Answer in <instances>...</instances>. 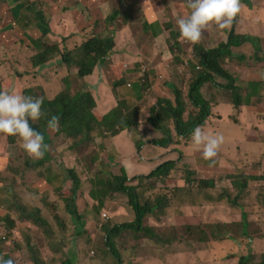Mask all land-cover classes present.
Wrapping results in <instances>:
<instances>
[{
    "label": "rangeland",
    "instance_id": "rangeland-1",
    "mask_svg": "<svg viewBox=\"0 0 264 264\" xmlns=\"http://www.w3.org/2000/svg\"><path fill=\"white\" fill-rule=\"evenodd\" d=\"M250 1L251 4L247 5L248 7L246 9H251V15L254 11V8L251 7L253 6L252 2H257L256 0ZM73 3H75V0H72L70 5H74ZM18 4H21L19 0H0V60L3 58L2 62L7 59L9 55L10 59H15L23 58V56L30 53V51L33 52L30 45L27 43H23V45L20 43L13 44V41L17 37H23L27 42L28 39L25 37V34L32 37L43 34L40 30L39 18L38 22L34 23L35 25L29 27H25L26 25L21 17L18 19L15 18L13 13L16 14L17 11H15V8ZM50 5L51 7L48 8L51 11L56 10V8L52 9L55 4ZM38 8L37 6L36 9ZM117 10L119 11L118 6ZM240 12L237 16L241 14ZM26 13L27 10L23 8L22 18L30 19ZM129 14H131L130 10ZM119 16L124 17L122 13L119 14ZM136 17L138 19L141 18L139 19L141 25L144 20H146L140 14H137ZM249 21L252 23L253 19L250 18ZM115 23L116 22H114L113 27L118 28ZM127 23H130L129 20ZM65 24L69 26L73 25V22L66 21ZM99 26L101 27V24H99ZM159 26L158 24L155 26V31ZM142 36V33H140L137 34L135 38L140 39ZM81 39V36H76L72 38V41ZM45 40L50 41L49 36H47ZM243 40L244 38L242 37L240 42ZM259 41L260 40H258V44L262 49L259 55L263 56L264 45L262 43L260 44ZM189 44L190 43H185L186 46ZM250 45V51L246 53L242 54V52H237L236 56H234L232 51L226 52L222 58L234 59L238 61L235 62L236 64H241L245 62V60L249 61V59L252 61H260L259 59H255L256 53H252L254 46L251 43ZM252 57H254V59ZM185 59L188 60L189 66L184 64ZM27 63L30 65V62ZM190 63L188 57H181V60H178V57H176L167 72L164 75L161 73L163 77H159L158 75L157 79H154L151 83H147L150 93L143 103L144 110L141 117L143 122L147 120L151 108L157 100L176 99L175 87H173V85L167 86V80L174 84L176 88H179L181 95L183 93V99L187 97L188 84H190L194 77V69ZM224 64L233 72L234 65H232L233 63L231 61ZM260 64L261 61L259 64H252V67H258L259 74H256V76L248 77L241 71H237L233 76L235 89L237 91L239 90L238 92L244 102L243 105L238 108L234 104H230L221 112L215 108L214 113L212 110V114L214 115L207 118L205 122L206 125L202 127V129L210 133L226 135V138L223 139L218 149L217 155L212 158L211 161L201 157L200 150L192 146L191 139H181L178 143L176 135L175 143L167 148L171 151H164V155H166V153L168 154L165 160H177L176 168L172 176L173 179L177 180L179 186H182L184 183V177L186 178L187 176V168L195 170V177L214 179L216 185L197 190V183L194 182L192 184V190L181 191L173 190L169 181L158 184L154 179H147L144 186L139 188L138 192L142 202H155V198L157 197H168L167 199L170 205L159 208L155 213L146 216L143 221L144 226L153 227L157 233L161 235V239L151 235L147 237L145 235L148 233L143 230L140 232H130L126 230L117 236L118 247L121 248V254L128 264H237L238 256L234 255V253H238V248L235 242L225 238L221 241L214 242V248L211 250H206L208 247L201 243V247L204 248L201 250L196 242L193 244L194 232H190L187 226H206L208 223L214 221L233 222L231 216L234 219H239L238 213L232 214L231 209L233 208L227 205H211L206 202V199L214 198V188L222 190L225 189L226 186H233L232 180L234 174H225L222 176L223 173L232 172L235 169L246 171L254 161L260 162L259 167L254 170V173L259 174L264 172L261 164L263 159L256 157L258 153H260V145L264 144L260 141L261 139H259H264V135L259 136L262 130H264V124H262L264 118L261 117V108L254 109V106L264 101V76L261 75L263 68L259 66ZM1 68H3V66H0V69ZM76 70L73 69L72 71H68L71 81V94L79 89H84L85 86L84 80L77 77ZM7 72L8 71L4 73ZM4 73H0V76L4 75ZM12 74L11 72L8 75ZM54 75L57 78L55 85L53 87H47L50 96L54 93L56 94L61 89L62 77L65 74L63 71L61 72L59 70ZM12 79L14 85L13 89L20 91L21 84L19 80L17 77H13ZM93 79L94 78L91 80ZM37 80L43 83L41 78H37ZM213 83L214 84H207L203 88L208 99L215 100V97L219 95L218 89L220 88L223 93L221 96L226 94V98L232 101L231 92L233 89L220 87L221 84L228 83L227 79L222 76H216ZM134 84L136 87L139 86V80L135 79ZM106 87L112 97L109 84H106ZM187 104L190 103L188 102ZM103 111L105 112L106 110L103 109ZM189 112H192V110L188 105L187 111L184 114L185 118L188 117ZM220 113H222L223 116H220ZM240 115H245V117L242 118ZM150 127L152 131H148ZM130 130L132 131H126L116 136H113L111 133L103 132L105 137L99 136L98 134L96 138L97 145L91 142L78 144L76 148L77 152L75 151L76 154L69 160L60 157L61 162H59V169L66 172L67 168L72 167L77 171V175L81 179L80 187L76 190L75 202L77 208H75V210H77V213H83V215H85V224H76V218L69 214L66 209L67 203L64 202L58 205L62 208V213L66 215L67 223H65L64 220H60L58 216L55 218L49 208L41 205L42 212L49 219L54 229V235L52 232L53 230L50 228H47L45 231L32 220H21L19 218L18 220L17 218L15 219L14 230L11 232L9 228L10 225H8L5 220L7 214V201L0 197V208L3 209V211L0 212V258L5 259L6 254L8 256L7 259H13L14 264H61V262L68 257L72 264H96L99 262L104 264L103 259L108 261L105 264H117L116 258L105 252L107 244L103 225H117L118 223L132 222L137 219L136 210L133 205L129 203L130 198L126 192H110L106 196L105 203L100 212H97L96 206L99 202L91 196L89 191L93 188L103 189L104 185L103 183H96L93 181V178L97 175H99L101 179L109 175H122L123 165L126 167L130 177H134L138 174L153 170L164 162L163 159L157 156L151 160L153 162L152 169L145 168L144 172L137 170L135 164L142 158V155L138 151L139 144L144 143L146 138L161 136H159L160 133L158 130L154 129L150 124L149 127L141 126L137 129ZM50 133L52 136L51 139H53L55 143L57 142V145L65 144V146H67L65 137L56 136L52 130H50ZM21 143L22 141L18 139V142L16 141L15 144H10L8 142V135L0 134V151L3 150L8 152L9 156L13 154L12 158H15L19 154L22 158V160L20 158L19 160L22 162L24 157H29V155L21 148ZM145 144L153 146L152 151L160 149V146L151 143ZM130 149L133 151L130 152ZM51 152L53 155L54 149ZM100 152L102 153L100 154ZM142 152L144 154V151ZM94 155L95 159L93 158ZM113 160L116 162V166ZM104 163L107 164L108 168L102 171ZM106 169L109 172L104 174L103 172ZM221 176L223 178H221ZM227 176H229V178H227ZM0 177V182L2 183L3 175ZM138 182V180H132L128 183L137 184ZM260 183L264 185L263 181L254 184ZM223 193L228 196L227 191ZM168 209H170L171 212H169ZM104 215H107V217ZM249 217L254 221L259 220L262 232H264V213L251 212ZM260 218H262L263 221H261ZM82 228H84V230L78 231ZM42 232H46L45 237ZM3 236H7L8 238H3ZM242 247L244 253H248L250 250L253 252L250 254L251 264H258L262 258L260 251H264V238L258 240L255 244L243 239ZM34 261L37 262L35 263Z\"/></svg>",
    "mask_w": 264,
    "mask_h": 264
},
{
    "label": "trees",
    "instance_id": "trees-1",
    "mask_svg": "<svg viewBox=\"0 0 264 264\" xmlns=\"http://www.w3.org/2000/svg\"><path fill=\"white\" fill-rule=\"evenodd\" d=\"M19 1L21 4H18L15 8L16 14L13 13L15 18L21 17L26 25L25 27L35 25L34 23H37L39 18V21L45 28L50 30L48 23L51 11L48 7H51L50 4L54 5L59 0ZM62 1L66 0H60V2ZM241 2L250 4V0H240ZM37 6L39 7L38 9H36ZM21 8L27 10L26 14L30 19L22 18ZM64 9H70V6H66ZM81 11H84V8ZM118 13L119 11L115 9L105 17L103 21L104 28L99 34L93 33L92 36L82 43L71 47L66 45V36H62L60 42L45 40L48 31L37 37L25 34V37L28 39L27 42L23 37H17L13 41V44L20 43L23 45V43H27L33 52L30 51L23 58L10 59L9 55L3 62V58L0 60V66H3L0 69V73L8 71L0 76V91L12 89L13 81L11 79L17 77L21 84V92L24 95L40 97L42 99V116L35 121H29V123L34 130L42 134L46 145L52 138L51 129L46 126V120L51 115H57L59 118V129L58 131H54L55 135L66 138L67 149L73 155L76 154L75 151L78 144L91 142L97 145L96 138L98 134L104 137V133H111L115 136L123 130L137 129L142 125L149 127V124L164 133L162 139L152 140V143L156 145L167 147L175 143V135L178 137V143L181 139H190L191 131L196 126H205L207 118L214 115L212 114V110L214 113L215 106L231 101L229 98H226V94L221 96L223 93L220 88L218 89L219 95L215 97V100L207 98L208 96L204 93L203 88L207 84H214L213 81H215L216 76H222L228 80L227 84H221L220 87L233 89L231 92L233 102H231L237 107L242 105L239 90L235 89L236 87L233 83L234 78L221 63L223 55L229 52V46L237 43L241 37L240 34H236L233 31L229 34L228 43L222 42L218 46L211 48L204 47L199 41L191 43L188 46L189 48L184 47L180 34H175L172 39L173 43H170L171 50L174 52L175 57H178V60H181V57L189 58L190 64L194 69V77L190 84H188L187 97L184 99L182 97L183 93L181 95L179 88L169 83L175 87L176 99H159L151 108V114L149 113L147 122L142 123L141 120L143 103H139L131 97L135 95L138 86L135 87L133 79L127 75L128 68H126L125 64L129 62L120 59L111 61L110 70L113 74V80L106 84H109V90L113 98L111 97L106 106L114 105L106 112L99 110L96 98L87 87L84 86V89H79L71 94L69 70L77 69V77L86 81V78L93 73L97 65L102 64L108 57L111 58L114 55L115 29L113 21ZM82 14L83 18L74 14V17L72 16L73 20L75 19L76 21V28H81L87 23V15L84 12ZM98 24L101 23L99 22ZM27 62H30V65ZM59 70L65 74L62 77V87L56 94L54 93L50 96L45 82H54L55 85L57 78L54 74ZM11 72L13 74L8 75ZM37 78H41L43 83L39 82ZM148 81L149 79L147 78L145 82L139 84V90L142 95L149 89L147 87ZM166 83L168 84V80ZM188 102L190 104H187ZM188 105L191 107L192 112H189L188 117L185 118L184 114L187 111ZM220 116H223V114L220 113ZM222 136L226 138V135L222 134ZM16 141L18 142L16 136H8L9 143L15 144ZM142 144H139V148L142 147ZM19 158L22 160L18 154L15 158H12V161L10 160L5 169L0 170V176L3 175V182H0V197L7 201L5 220L10 225L11 232L14 230V217H16L21 220H32L45 231L47 228H50L53 230L54 235V229L49 219L42 212L41 205L49 208L55 218L58 216L60 220H64L67 223L66 215L62 213V208L58 205L64 202L67 203L66 209L69 214L76 218V224H85V215L77 213V210H75L77 208L75 202L76 190L81 184L77 171L72 167L67 168L66 172L64 170L61 171L59 164L55 170L51 169V156L47 148L44 149V154L40 158L25 156L22 162ZM93 158L95 159V155ZM113 163L116 166L114 160ZM263 163H261L262 166ZM176 164V161L173 159L167 160L159 167L154 168L151 173L138 174L134 177H130L123 167L122 175H109L103 179L97 175L93 178V181L96 183L99 182L104 185L103 189L93 188L89 191L91 196L99 202L96 206L97 212H100L105 203L106 196L110 192H126L130 198L129 203L136 210L137 219L132 222L103 225L107 244L105 252L114 256L117 264H128L123 258L121 248L118 247L117 243V236L123 231L140 232L143 230L148 233L145 236L149 237L151 235L161 239V235L153 227L144 226L143 221L146 216L155 213L159 208L169 206L170 202L167 199L168 197H157L155 198V202H142L138 190L144 186L147 179H154L158 184L169 181L173 190L181 191L192 190L194 182L197 183V190L216 185L214 179L195 177V170L187 168V176L186 178L184 177V183L182 186H179L177 180L173 179L172 176ZM259 165V161H254L249 169L247 168V172L235 170L222 174V176L234 174L232 180L233 186H226L222 190L214 188V198L206 199V202L211 205H227L233 208L231 209L232 214L238 213L240 220L234 219L231 216L233 222L214 221L208 223L206 226H187L190 232H194L193 244L196 242L199 245V249H204L201 247V243L208 247L206 250H211L214 248V242L225 238L230 239L236 243L238 248V253H234V255L238 256L237 264H251L250 254L253 252L251 250L248 253L242 251L243 239L255 244L258 240L264 238L260 221H254L249 218L251 212H264V185L261 183L254 184L259 181L264 182V172L259 174L254 173V170ZM105 168H108L106 163L103 164L102 171ZM107 172L109 171L106 169L103 173ZM222 176L221 178H223ZM39 179H45L48 182L53 180L54 186L41 191L34 185L35 181ZM132 180H138L139 182L137 184H129L128 182ZM225 191L228 192V196L223 193ZM168 210L171 212L170 209ZM81 230H84V228L78 231ZM42 233L45 237L46 232ZM3 238L8 237L3 236ZM260 253L262 258L258 264H264V251H260ZM7 257L5 254V259ZM103 261L104 264L108 262L104 259ZM34 262L36 263L37 261ZM61 264H72V262L68 257ZM96 264H102V262Z\"/></svg>",
    "mask_w": 264,
    "mask_h": 264
},
{
    "label": "crops",
    "instance_id": "crops-1",
    "mask_svg": "<svg viewBox=\"0 0 264 264\" xmlns=\"http://www.w3.org/2000/svg\"><path fill=\"white\" fill-rule=\"evenodd\" d=\"M71 1L72 0H66L60 2L59 0L55 3V6L52 7V9L56 8V10H50V30L46 29L45 26L40 22L41 32L45 33L48 31L46 35L49 36L50 41L60 42L61 37L66 36V45L68 47L81 43L88 33L90 34L91 32H95L99 34V32L104 28L103 21L105 20V17L111 14L113 10L117 9V6L119 7V13L113 21V24L114 22H116L115 24L118 27H114V55L111 58L108 57L107 60L102 64L97 65L94 68L93 73L86 78L87 88L96 98L98 108L101 112H103V109L107 111L114 105L111 104L109 106H106V104L111 100V96L106 87V83L109 81L112 82L113 80V74L110 70L112 60L120 59L129 62L126 64L128 67L132 68L127 70V75L134 79L138 78V75L140 74V70L138 67L142 64L149 67V71L151 70L150 73L152 74V77L156 73H162L164 75L167 72L168 68L171 67L174 60V54L171 51L170 43H173L172 39L175 34L179 33L176 19L181 16H186L189 13L190 10L187 7L188 0H75V3H73L74 5H70ZM256 2L257 3L252 2L253 6L251 7L254 8V11L253 13H251V15V9H246L248 7L247 5H241V14L239 16L236 15L233 18L232 24L227 30L218 31L215 25L206 26V28L203 30L199 42L206 48L218 46L222 42L228 40L229 31L235 24V32L243 35L244 40L240 44L232 46L233 55L236 56L237 52H242L243 54L250 51V43L253 44L254 49L252 53H256L255 59H260L261 64L259 66L263 68V72L261 73V75L264 76V54L263 56L259 55V53L262 52V49L259 44L256 45V42H258V40H260V44L262 43L264 45V0H256ZM66 6H70V9H64V7ZM83 8L84 11H81ZM129 10L131 11V14H129ZM134 11L146 19L144 20L142 25L139 23V19L141 18L138 19L136 17L137 14ZM83 12L87 15V23L81 28H76V21L75 19L73 20L72 16L74 14L76 16H79L80 18H83ZM121 13L124 15V17L119 16V14ZM250 18L253 19L252 23L249 21ZM128 20L130 22L129 24L127 23ZM63 21L73 22V25L68 26ZM99 22L103 26L101 25L100 27L98 24ZM157 24L160 26L155 31V26ZM140 33H142L143 36L140 39H136L135 36ZM76 36H81L82 39L72 41V38ZM182 40H184L183 37ZM252 58L254 59V57ZM228 61H231L233 63L232 65H234V73L229 70V68H227V66L224 64ZM260 61H252L251 59H249V61L245 60V62H242L241 64H236L235 62L238 61L234 59L222 58L221 63L222 66L226 68L232 76H234L237 71H241L244 73V75L252 77L256 76V74H259L258 67H252V64H259ZM92 78L94 79L91 80ZM169 83L170 82L168 80L167 86L172 85ZM45 85L46 87H53L54 82H45ZM133 85L135 86L134 82ZM145 94L149 95V92L145 91L142 95L138 86L135 95L131 97L139 103H144L145 99L147 98V96H144ZM230 104H232V102H227L224 104L220 103L214 108L221 112L225 110ZM257 108L262 109L260 110L262 111L261 117L264 118V101H261L256 106H254L255 110ZM240 116L242 118L245 117V115ZM142 123L144 122L142 121ZM262 124H264V121H262ZM143 126L146 127V125H142V127ZM126 131L131 132L132 130H123L119 134H122ZM261 135H264V130H262L259 136ZM260 141L264 143V139H261ZM65 147H67L65 146V144L57 145V142L55 143L53 139H51L47 144V150L51 156V169L55 170L56 166L60 164V157L69 160L72 156H74L73 153ZM53 149L54 152L52 155L51 151ZM143 149L144 157L147 161H144L145 163H143L140 160L137 164H135L137 170H140L141 172H144L145 168H151L153 166V162L150 159L153 154L157 152L152 151L153 148L147 146H145ZM132 151L133 150L130 149V152ZM259 151L260 153H258L256 157L262 158L264 162V144L260 145ZM101 153L102 152H100V154ZM12 157L13 154L9 156L8 152L3 150L0 151V170L6 168ZM263 167L264 166H262V168ZM34 185L37 186L41 191H43L54 186V183L53 180L48 182L45 179H39L35 181ZM2 211L3 209L0 208V212ZM14 218L16 219V217ZM260 220L263 221L262 218H260Z\"/></svg>",
    "mask_w": 264,
    "mask_h": 264
},
{
    "label": "clouds",
    "instance_id": "clouds-1",
    "mask_svg": "<svg viewBox=\"0 0 264 264\" xmlns=\"http://www.w3.org/2000/svg\"><path fill=\"white\" fill-rule=\"evenodd\" d=\"M241 5H249V4L244 2L240 3V0H188L187 7L190 10L189 13L186 16H181L176 19V24L179 29V34L181 37L184 38L183 40L184 47L189 48L188 46L191 43L198 42L206 26L215 25V27L219 30H227L232 24L233 18L240 12ZM234 28H235V24L230 29L229 34L232 31L236 33ZM93 33L95 32L86 34L82 42L86 40L88 37L92 36ZM229 34H228V40L225 41L227 43L230 37ZM242 37L243 35H241V37L238 39L239 42V43L237 42L238 44L241 43L240 40ZM185 43H190V44L186 46ZM237 43L229 46V52L232 51V46L238 45ZM256 45H258V42H256ZM174 58H176L175 54H174ZM184 64H186V66H189V62L187 59L184 60ZM126 68L131 69L132 67H128L126 64ZM138 68L140 70V74L138 75L137 78L139 80V84L145 82L147 78L149 79L148 83L149 82L151 83L154 79L158 78V75L159 77H163L161 73H156L152 77V74L150 73L151 70L149 71V67L147 65L142 64ZM132 79L134 82L135 79L134 78ZM11 80L13 81V79ZM84 82H85V87H87L86 81ZM11 88L12 89L0 91V134L8 135V136H16L18 139L22 141L20 146L25 151L26 154H28L31 157L40 158L44 154V149L47 148V145L44 143V138L42 134L34 130L30 126L29 121H35L42 116V112H41L42 99L40 97H32L29 95H24L21 92V88L20 91L13 89L14 85ZM147 91L149 92V89ZM144 96H147L148 98L147 94H145ZM157 101L154 103V105L157 103ZM241 102L243 105L244 103L243 100ZM240 106H238V108H240ZM46 126L52 131H58L59 129L58 116L51 115L50 117H48V119L46 120ZM202 127L196 126L191 131L190 133L191 144L194 148L200 150V154L203 159L211 161L212 158H214L217 155L218 149L222 144L223 139L225 138H223L222 134L220 133L213 134L208 131H205L204 129H202ZM156 130H158V132L160 133L159 136L161 137L146 138L145 142L142 144V147L138 148V151L142 155V158L140 157L139 158L143 162L147 161L142 152L144 150L143 148L145 146L153 148V146H151L150 144H145V143H151L153 145H156L152 143V140L162 139V137L164 136V133L161 130L159 129ZM148 131H152L151 127L148 129ZM172 144L168 145L167 147L157 145L160 146V149L156 150L157 152L153 154L150 160L154 159L157 156L164 160L163 163H165L167 160H171V159L165 160V157L168 154L166 153V155H164L165 153L163 152L171 151L170 149L167 148ZM175 161L177 163V160ZM163 163H161L160 165H162ZM160 165H158L157 167H159ZM123 167L126 169L124 165ZM151 171L152 170H149L141 174H148L151 173ZM104 216L107 217V215ZM0 264H14V261L11 258L8 259L0 258Z\"/></svg>",
    "mask_w": 264,
    "mask_h": 264
}]
</instances>
